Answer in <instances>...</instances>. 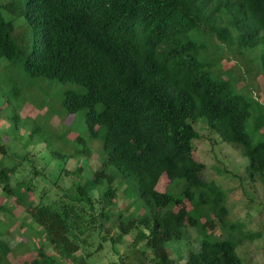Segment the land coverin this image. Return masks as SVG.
<instances>
[{"label": "trees", "instance_id": "16d2710c", "mask_svg": "<svg viewBox=\"0 0 264 264\" xmlns=\"http://www.w3.org/2000/svg\"><path fill=\"white\" fill-rule=\"evenodd\" d=\"M15 31L31 40L19 41ZM259 44L264 65V0H0V59L8 68L3 77L16 86L15 68H21L29 77L76 84L77 90L64 92L62 114L84 113L88 131L78 133L67 149L50 152L59 170L48 178L28 154L27 173L19 162L11 163L0 142V192L9 199L0 202V264H11V245L33 252L23 264H91L101 247L98 241L92 248L94 237L107 239L105 222L116 228L112 246L135 231L138 264H178L183 257L172 256L168 243L185 239L188 226L200 239L181 264H242L236 252L240 239L233 234L239 224L228 227L223 191L203 178L204 163L192 157L200 137L194 123L238 148L250 178L264 182V106L251 91L236 90V77L220 80L224 73L209 59L216 50L217 62L222 60V47L245 53L242 48ZM241 63L250 68L242 56ZM22 81L30 84L25 76ZM20 96L16 92L17 100ZM249 118L260 132L257 141L246 131ZM5 119L16 133L27 129L23 146L47 149L49 139L36 135L39 128L29 116ZM93 151L100 163L90 178H70L65 162ZM77 169L82 172L81 164ZM34 175L49 179L61 193L55 190L52 198L46 190L37 192ZM163 175L169 187L184 180L181 196L157 188ZM130 185L140 202H128L127 211L118 196L126 198ZM95 188L102 191L98 196ZM185 199L190 208L174 209ZM16 208L28 220L19 221L23 239L10 243L6 232L20 217ZM215 217L222 237L213 232Z\"/></svg>", "mask_w": 264, "mask_h": 264}, {"label": "rangeland", "instance_id": "374dc122", "mask_svg": "<svg viewBox=\"0 0 264 264\" xmlns=\"http://www.w3.org/2000/svg\"><path fill=\"white\" fill-rule=\"evenodd\" d=\"M2 12L5 18L10 16L5 10H2ZM20 22L21 19L19 18L14 20L16 30ZM14 35H17L16 31ZM18 37L19 41L22 40L23 42L31 40V37L25 31L21 32ZM242 50L245 53L241 50L240 53L230 52L226 47H222V54L224 55L222 60L220 59L217 62L220 54L216 50L214 51L216 53H212L209 59L213 62L212 64L216 65L215 69L218 72L222 70V73H224L223 78L220 80L230 78L232 81L236 77V90L241 93L251 91L253 97L264 106V73L259 69L264 67L261 61L262 44L248 49L242 48ZM241 56L247 64H250V68H247L242 63L240 66L237 64L240 62ZM4 60L0 59V142L6 145L7 159L11 163L19 162L20 167L25 168L24 172L27 173L31 169L28 162L31 161L29 159L31 158L38 168L47 170V178L48 176L54 177L59 167L56 166L55 161H52L50 152L57 149H67L71 144L69 142H73L72 139L78 133L84 135L88 133L84 113L78 112L66 117L62 114L64 113L62 100L65 90H77L78 86L73 83H61L55 79L29 77L21 68H15V71L19 70L20 72V76H18L20 81H17L15 86L11 83L9 76L3 77L5 72L8 71V68L4 65ZM23 76L27 78L30 84L22 81ZM16 92L21 94L18 100L15 97ZM4 103L7 104L6 108H4ZM14 114L20 115L22 118L29 116L32 122L31 126H38L39 128L36 135H42L43 140L49 139V144L44 142L47 143L44 144L47 146V149L41 146L43 149L39 152V147L37 146L22 145L21 138L22 135L24 136L27 133V129L20 128V133H16L10 129L9 121L5 119V117ZM254 123L255 121L249 118L246 122V131L253 141H257L260 132L254 130ZM194 126L199 131L200 137L194 141L192 157L204 163L203 178L213 182V184L223 191V203L227 209L226 223L228 227H230V224H239L233 234L236 239H240L236 245V252L242 258V264H264V182H261L256 177L250 178L246 171L248 160L241 154L238 148L221 141L219 136L214 131L209 130L204 123L195 122ZM63 133L67 136L63 135ZM26 154L29 156L28 160L23 158ZM85 159L74 157L69 158L65 162L64 166L66 169L72 172L68 175L70 178H74L77 181L81 180V182L90 178L92 171L98 167L100 158L93 151ZM79 164L83 168L82 172L77 169V165ZM24 172L22 171V176H24ZM47 178L34 175V183L36 184L37 192L46 190L50 197L53 198L55 197L54 191L57 190L58 192H56L60 194L61 190H58ZM58 183H61L60 185L64 184L63 177L59 179ZM179 183L183 184L184 180H175L169 187L170 180L163 175L157 183V188L165 190L169 187L168 190L172 194L181 196V186ZM70 191L72 190L70 189ZM101 192L99 188L94 189V194L97 196ZM36 197L37 194L30 195V198L36 199ZM118 199L119 206L125 208L127 211L132 209L127 205L128 202H135L136 204H133V206L140 202L137 198L135 185H130L126 198L119 195ZM3 201L6 203L9 202V199H5L0 192V202ZM179 207L190 208V202L185 199L176 205L174 209ZM14 212L19 214L20 217L15 222L8 223L6 235L10 243L23 239L19 234V231L23 230V226L19 221L20 219L22 221L28 220L27 213L19 211L17 208L14 209ZM0 218L3 219L2 211H0ZM214 219L216 226L213 232L218 237H222L225 235V231L221 229L217 218L215 217ZM104 224L105 227H109L108 231L104 230L107 239L101 240L98 236L94 237L92 248L96 246L98 241H100L101 247L90 257L91 264H138V250L136 245L133 244L135 231L130 232L121 242L112 246L110 236L115 234L116 228L109 226L112 224L110 222H105ZM199 239L200 236L196 228L188 226L186 228L185 239L171 240L168 243L172 256L181 255L183 257L177 262L178 264L183 263L189 250H196L198 248ZM44 245L48 253L54 251L47 242H44ZM7 258L11 264H23L24 261L33 258V252L20 251L11 245Z\"/></svg>", "mask_w": 264, "mask_h": 264}]
</instances>
